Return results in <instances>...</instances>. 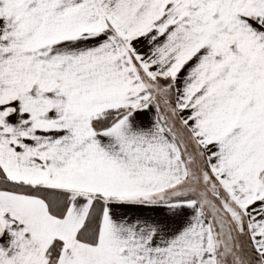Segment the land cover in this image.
I'll return each mask as SVG.
<instances>
[{
  "label": "snow or ice",
  "instance_id": "obj_1",
  "mask_svg": "<svg viewBox=\"0 0 264 264\" xmlns=\"http://www.w3.org/2000/svg\"><path fill=\"white\" fill-rule=\"evenodd\" d=\"M0 264H264V0H0Z\"/></svg>",
  "mask_w": 264,
  "mask_h": 264
}]
</instances>
